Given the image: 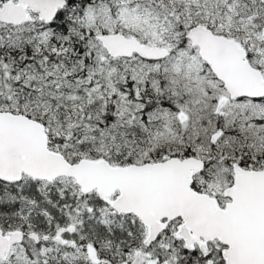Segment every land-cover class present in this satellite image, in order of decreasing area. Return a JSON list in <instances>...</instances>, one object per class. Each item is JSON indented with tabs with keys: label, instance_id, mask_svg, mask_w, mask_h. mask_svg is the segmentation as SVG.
Returning a JSON list of instances; mask_svg holds the SVG:
<instances>
[{
	"label": "snow or ice",
	"instance_id": "1",
	"mask_svg": "<svg viewBox=\"0 0 264 264\" xmlns=\"http://www.w3.org/2000/svg\"><path fill=\"white\" fill-rule=\"evenodd\" d=\"M0 264H264V0H0Z\"/></svg>",
	"mask_w": 264,
	"mask_h": 264
}]
</instances>
